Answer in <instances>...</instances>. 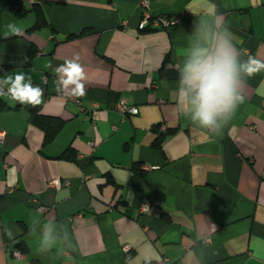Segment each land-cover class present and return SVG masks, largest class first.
I'll return each instance as SVG.
<instances>
[{"label":"crops","instance_id":"1","mask_svg":"<svg viewBox=\"0 0 264 264\" xmlns=\"http://www.w3.org/2000/svg\"><path fill=\"white\" fill-rule=\"evenodd\" d=\"M147 1L174 23L138 29L141 0H37L47 25L32 29L33 12L16 16L0 0V78L30 75L41 113L63 121L43 144L28 105L0 96V264H264V71L246 80L218 137L175 112L177 78L161 74L178 75L177 52L208 2L242 58L264 61V0ZM9 23L24 34L4 38ZM75 56L87 77L80 98L57 92L53 71ZM121 101L138 113L123 118ZM55 178L70 184L48 187ZM47 221L57 243L41 253Z\"/></svg>","mask_w":264,"mask_h":264},{"label":"clouds","instance_id":"2","mask_svg":"<svg viewBox=\"0 0 264 264\" xmlns=\"http://www.w3.org/2000/svg\"><path fill=\"white\" fill-rule=\"evenodd\" d=\"M24 31L23 27L9 23L3 37H19ZM237 43L240 41H236L223 14L208 2L202 9L200 20L195 23L187 47L177 52L181 60L175 112L185 116L194 128L206 131L213 137L222 134L238 107L245 102L243 88L246 80L264 71V61L251 55L242 58ZM46 67L52 66L49 63ZM53 71L57 77V92L75 98L86 94L87 77L79 56L65 60ZM43 95L44 90L34 85L32 77L23 71L0 78V96L10 101L35 107L42 103ZM209 224V229L216 231L215 224ZM4 232L9 239L13 238L10 228H5ZM56 243L52 222L47 221L37 251L49 252ZM153 259L159 264V256L152 255H145V264H152Z\"/></svg>","mask_w":264,"mask_h":264},{"label":"trees","instance_id":"3","mask_svg":"<svg viewBox=\"0 0 264 264\" xmlns=\"http://www.w3.org/2000/svg\"><path fill=\"white\" fill-rule=\"evenodd\" d=\"M8 8L11 12H13L16 16H25L29 12H33L36 17V22L32 29H40L43 26L47 25V19L41 7L37 4V1L27 4L26 0H8ZM86 29H83L79 34L84 32ZM72 37V35L68 36V38ZM161 74L165 77H173L177 78L178 75L164 67L161 68ZM30 111V121L33 125L40 128L44 132L43 144L50 142L58 130L63 125V121L56 117L46 116L41 113L40 106H31L28 105ZM159 132V131H158ZM166 135V131L164 133L159 132L158 138L155 140L154 145L156 147H160L163 139ZM70 154V150L66 149L62 154V157L67 158Z\"/></svg>","mask_w":264,"mask_h":264},{"label":"built area","instance_id":"4","mask_svg":"<svg viewBox=\"0 0 264 264\" xmlns=\"http://www.w3.org/2000/svg\"><path fill=\"white\" fill-rule=\"evenodd\" d=\"M37 0H26L27 4H31ZM148 6L147 0H141L140 3V9H141V19L138 23V29L144 30V29H152V28H166L169 25L173 24L174 21L166 16H151L150 13L146 10V7ZM115 109L120 113V115L125 118L127 115H136L138 113V108L135 106L128 105L124 101L118 102L115 105ZM166 126L164 124L159 125L158 131L161 133H164L166 131ZM5 133L0 130V143L4 137ZM92 144V143H91ZM48 187L50 188H56L60 184L68 186L70 182L67 179H64L60 181L59 179H51L47 183ZM149 207V204H143L142 210L145 211ZM210 240L209 238H205L204 242L208 243ZM12 255L16 258H22L23 253L18 250L14 249L12 250Z\"/></svg>","mask_w":264,"mask_h":264}]
</instances>
